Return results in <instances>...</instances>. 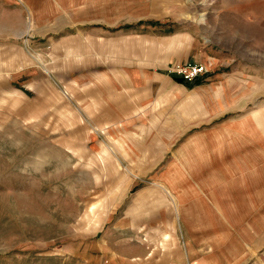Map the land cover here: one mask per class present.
<instances>
[{"label":"rangeland","instance_id":"374dc122","mask_svg":"<svg viewBox=\"0 0 264 264\" xmlns=\"http://www.w3.org/2000/svg\"><path fill=\"white\" fill-rule=\"evenodd\" d=\"M235 3L116 0V25H133L115 34L92 33V25L62 39L0 34V264H92L102 236L113 249L126 236H157L162 247L172 236H195L201 248L203 236H228L234 249L244 236L248 264H264V221L248 218L264 209H226V225L214 215L210 223L203 209H176L160 175L170 154L132 161L121 145L124 134L139 131L135 124L171 116L153 112L147 89L167 83L150 75L185 83L173 73L180 64H203L201 76L245 60L261 66L240 67H264V18L253 23ZM143 7L148 12L139 14ZM207 49L204 63L198 58ZM143 189L151 192L135 209Z\"/></svg>","mask_w":264,"mask_h":264},{"label":"crops","instance_id":"0c3cea01","mask_svg":"<svg viewBox=\"0 0 264 264\" xmlns=\"http://www.w3.org/2000/svg\"><path fill=\"white\" fill-rule=\"evenodd\" d=\"M97 1L107 3L95 6ZM114 1L0 0V34L41 31L62 39L88 31V25L93 26L92 33L115 34L133 24L116 25ZM234 1L231 8L237 14L256 18L253 23L264 18V0ZM147 12L143 7L139 14ZM85 20L93 24H85ZM88 39L95 43L92 36ZM209 52L200 53L198 60L209 61ZM256 64L261 66L249 60L230 64L231 69L204 74L194 84L177 82L169 74L150 75L167 83L165 88L150 85L147 89L156 103L153 112L161 117L168 110L171 116L167 121L135 124L139 131H126L129 137L124 134L121 145L132 161L153 157L159 161L170 154L160 174V186L171 195L176 209H203L210 223L214 215L224 225L232 223L227 220L226 209H264V67H240ZM148 75L142 81L148 82ZM165 103H170L169 109H163ZM149 192L140 191L133 208H141L140 199ZM251 217V224L264 221V214L251 213ZM126 237L130 240H116L117 248L113 249L108 236H102L99 249H91V263L248 264L253 257L244 236L232 245L234 249H227L228 236H203V248L196 246L195 236H172L164 247L161 239H155L157 236L145 242L133 240L136 236Z\"/></svg>","mask_w":264,"mask_h":264},{"label":"built area","instance_id":"2783aa9c","mask_svg":"<svg viewBox=\"0 0 264 264\" xmlns=\"http://www.w3.org/2000/svg\"><path fill=\"white\" fill-rule=\"evenodd\" d=\"M206 71L207 68L203 64L190 63L176 66L173 73L186 82H194Z\"/></svg>","mask_w":264,"mask_h":264},{"label":"trees","instance_id":"16d2710c","mask_svg":"<svg viewBox=\"0 0 264 264\" xmlns=\"http://www.w3.org/2000/svg\"><path fill=\"white\" fill-rule=\"evenodd\" d=\"M180 79V78H179ZM181 80V79H180Z\"/></svg>","mask_w":264,"mask_h":264}]
</instances>
